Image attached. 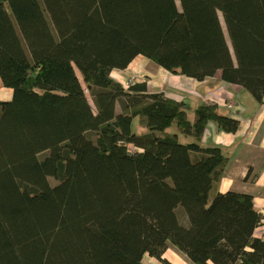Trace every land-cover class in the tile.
<instances>
[{
  "label": "trees",
  "instance_id": "obj_1",
  "mask_svg": "<svg viewBox=\"0 0 264 264\" xmlns=\"http://www.w3.org/2000/svg\"><path fill=\"white\" fill-rule=\"evenodd\" d=\"M138 56L218 72L252 116L264 0H0V264H264L252 196L221 190L235 144L206 137L238 119L124 87Z\"/></svg>",
  "mask_w": 264,
  "mask_h": 264
},
{
  "label": "crops",
  "instance_id": "obj_2",
  "mask_svg": "<svg viewBox=\"0 0 264 264\" xmlns=\"http://www.w3.org/2000/svg\"><path fill=\"white\" fill-rule=\"evenodd\" d=\"M132 75L145 83L151 92L163 93L175 101H185L193 107L216 104L223 113L238 119V129L234 134H225L210 126L206 137L219 145L235 144V154L226 169L221 190L252 196L262 216L261 224L255 229L253 236L264 240V105L254 115L248 116L247 112L251 109L246 110V101L242 102V98L237 101L235 99L236 94L243 93L242 88L223 82L219 74L196 81L183 75L171 74L144 57H136L125 69H115L111 73L121 85ZM7 93L10 94V90ZM229 95L234 97L240 107L234 113L220 100L226 101ZM244 97L247 98L246 95ZM166 255L171 264H188L183 257L171 250Z\"/></svg>",
  "mask_w": 264,
  "mask_h": 264
},
{
  "label": "rangeland",
  "instance_id": "obj_3",
  "mask_svg": "<svg viewBox=\"0 0 264 264\" xmlns=\"http://www.w3.org/2000/svg\"><path fill=\"white\" fill-rule=\"evenodd\" d=\"M21 52H22V55H23V57H24V50L21 49ZM138 57H142V56H138ZM137 59H142V58H137ZM145 59H146V58H145ZM148 61H149V60H148ZM217 74H218V72L215 73V75H217ZM215 75H214V76H215ZM114 76H115V75H114ZM132 76H133V75H132ZM132 76H130L129 78H127V79L125 80V82H122V83L124 84V87H127V83L130 81V78H131ZM132 81L134 82V84H135V83H142V82H140L139 79H136V77H133V80H132ZM132 85H133V84H132ZM245 94H246V92H244V91H243V93L240 92V93L236 94V95H235V99H236V101L239 100L240 98L243 99L242 102H243V101H246L247 98L244 97ZM9 98H10V94L7 93V89H6V90H5V89H2V87H1V85H0V100H8ZM87 99H88V102H89L91 108L94 109V107L92 106V103H91L90 98L87 97ZM220 100H221V102H222L223 105H226V106L230 107V109H232L231 111H233V113H234V110H238V108H240L239 105L237 104V102L234 101V97L232 98V95H229V98H228L226 101L223 100V99H220ZM242 102H239V103L241 104ZM217 104L220 105L219 102H217ZM231 114H232V112H231ZM131 148H132V147H130V149H131ZM131 150H132V149H131ZM226 173H227V172L225 171V173H224V178L226 177ZM232 192H233V191H232ZM262 240H263V239H262ZM167 252H168V251H166V253H167ZM166 253L164 254V257L167 259L168 256L166 255ZM169 254H170V253H169ZM143 263H144V264H154V263H153L148 257H145V258H144Z\"/></svg>",
  "mask_w": 264,
  "mask_h": 264
},
{
  "label": "built area",
  "instance_id": "obj_4",
  "mask_svg": "<svg viewBox=\"0 0 264 264\" xmlns=\"http://www.w3.org/2000/svg\"><path fill=\"white\" fill-rule=\"evenodd\" d=\"M133 80V76L130 78V81L127 83V87L131 86L132 84H134ZM264 241V240H263Z\"/></svg>",
  "mask_w": 264,
  "mask_h": 264
},
{
  "label": "clouds",
  "instance_id": "obj_5",
  "mask_svg": "<svg viewBox=\"0 0 264 264\" xmlns=\"http://www.w3.org/2000/svg\"><path fill=\"white\" fill-rule=\"evenodd\" d=\"M262 240V239H261Z\"/></svg>",
  "mask_w": 264,
  "mask_h": 264
}]
</instances>
